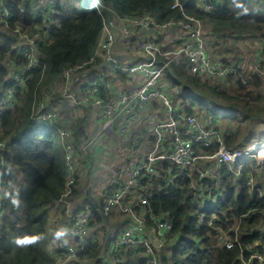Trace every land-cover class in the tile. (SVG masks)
<instances>
[{
    "label": "built area",
    "instance_id": "2783aa9c",
    "mask_svg": "<svg viewBox=\"0 0 264 264\" xmlns=\"http://www.w3.org/2000/svg\"><path fill=\"white\" fill-rule=\"evenodd\" d=\"M10 1L0 0V23L5 26H9L12 18ZM70 1H29L33 17L40 21L32 30H15L18 39L15 49L27 62L20 66L10 64L8 79L0 80V113L19 103V94L27 90L30 71L43 63L40 45L48 43L51 30L59 26V6ZM92 1V8L103 16L105 5ZM217 4V0H202L199 6L210 11ZM177 7L183 9L180 0L173 4V8ZM261 12L264 14V7ZM141 29L149 33L143 37L137 35ZM154 30L159 33L151 32ZM171 30L178 32L176 39L164 41L161 33ZM205 33L202 19L187 14L183 19L165 22L157 21L149 13L128 16L115 13L110 19L103 16L95 56L89 62L96 56L102 61L96 67L98 71L84 84L83 93L78 96L71 90L74 72L85 69L86 64H79L65 70L59 102L54 99V87L45 89L35 100L32 118L58 130L69 172L65 191L56 205L63 221L58 231L66 232L58 239L59 249L53 253L56 264H123L128 254L145 257L146 264H163L161 255L173 239L175 222L169 215H157L149 191L155 185L154 179L162 174L165 162L169 163L166 184H160L159 190L166 194L171 189L186 188L194 207L190 217L198 227H215L214 209L226 197L224 181L228 171L244 178L249 193L264 197V154H260L264 142L247 147L238 143L229 146L225 138L228 131L220 126L222 123L216 116L207 111L187 112L185 101L176 102L170 89L167 70L173 63L182 61L188 63L189 73L202 82L247 84L261 77L264 85V55L260 51L252 65L233 61L232 56H213ZM118 44L121 47L116 49ZM104 76L112 77L109 87L114 81L122 80L111 99L103 94ZM64 100L92 107L100 120L101 128L95 137L83 136L79 147L72 128L62 121L60 109ZM104 135H116L119 148L112 149L114 157L105 166V182L97 190L90 185L82 189V194L94 191L97 204L90 198L80 202L74 193L79 176L84 175L77 159L79 149L90 151ZM7 144L8 141H0V225L4 217L3 201L8 195L18 193L23 178L18 166L9 163L3 155ZM247 158L256 160L254 168ZM94 212L101 213L105 220L93 224L97 221ZM106 219L116 221L107 231L104 226L112 222ZM234 230V238L219 230L221 242L227 248L240 244L238 228ZM107 239L108 248L101 259L82 256L96 245L101 248ZM236 264H264V241L242 247Z\"/></svg>",
    "mask_w": 264,
    "mask_h": 264
},
{
    "label": "trees",
    "instance_id": "16d2710c",
    "mask_svg": "<svg viewBox=\"0 0 264 264\" xmlns=\"http://www.w3.org/2000/svg\"><path fill=\"white\" fill-rule=\"evenodd\" d=\"M29 1L11 0L8 3L12 14L9 26L0 23L1 81L8 79L10 64L20 66L27 62L15 49L18 41L15 30H32L40 21L33 17ZM98 1L105 5L103 16L108 19L115 13L120 16L149 13L159 22L183 18V12L179 8H173L175 0ZM196 1L181 0L186 13L215 26L221 38H233L235 42L231 46L241 48V43L238 42L240 39L245 41L242 43L245 48L258 43L256 50L264 55V14L261 12L264 0L257 1V4H261L259 7L255 6L254 0H223L222 4H217L208 12L198 9ZM76 2L77 5L68 2L59 6V26L51 30L49 42L40 45L43 63L30 71L26 82L27 90L19 94V103L0 113V141H8L3 155L9 163L18 166L23 176L18 193L8 195L3 201L5 212L0 225V264H56L53 253L59 246L51 248L47 239L48 211L57 212L54 206L64 192L69 172L63 149L57 143L60 139L58 130L46 122L33 119L32 107L45 89L56 87L54 85L63 80L66 69L86 64L85 69L74 72V84H78L83 75L91 73L80 83L84 85L102 61L101 58H94V61L89 62L95 56L103 28V16L92 8V0ZM245 9L248 11L245 12ZM226 50L233 52L229 47ZM166 77L173 86L202 89L201 91L205 89L238 106L253 107L255 103L252 101L258 102L263 98L261 77L253 81L255 89H248L240 81L230 82L233 94L226 87L218 85V82H202L199 77L191 75L186 61L173 63L167 70ZM184 98V109L189 113L196 112V106H204L192 93ZM213 113L218 115L217 112ZM238 136V132H227L225 138L228 145L234 146ZM168 166L169 163L165 162L162 174L154 179L155 185L149 194L151 206L157 215H169L175 222L172 237L177 236L178 243L173 248L171 245L165 248L171 264H236L242 247L254 241H264V197L249 193L244 178L238 180L234 174L227 172L224 181L226 197L214 209L217 214L215 227H198L190 217L194 207L190 204L186 188L171 189L166 194L159 190L160 184H166L164 180ZM77 190L75 188V194H78ZM14 199L19 200L18 206L12 203ZM90 201L94 202L91 198ZM94 213L97 221L93 224L105 220L101 213ZM235 227L238 228L240 244L227 248L221 242L219 230L234 238ZM26 236H40L41 239L35 244L17 245L16 240ZM108 243L107 239L101 248L96 245L82 253V256L101 259ZM123 264H146V258L128 254Z\"/></svg>",
    "mask_w": 264,
    "mask_h": 264
},
{
    "label": "crops",
    "instance_id": "0c3cea01",
    "mask_svg": "<svg viewBox=\"0 0 264 264\" xmlns=\"http://www.w3.org/2000/svg\"><path fill=\"white\" fill-rule=\"evenodd\" d=\"M180 2H181V0H180ZM201 2H202V0H197L195 2V5L201 11H205L199 6V4ZM174 3H175V1H174ZM217 3L222 4L223 0H217ZM182 5H183V9H181L179 7H177V8H179L183 12V18H185V14L191 15V14H188L185 12L184 4L182 3ZM205 12H208V11H205ZM191 16H194V15H191ZM202 21L204 22V29L206 32L205 33L206 37L209 39V43H211L210 44L211 52H212L211 54L213 56L215 55V56H219V57H221V56L226 57L227 54L232 53V51H227L226 50L227 48H224L225 46H222L221 41L226 40V38H221V35L219 33H217V31H218L217 28L211 24H207L204 20H202ZM151 32L159 33L158 30H154ZM136 33H137V35L140 34L143 37V36H146L149 33V31L141 29V30L137 31ZM177 33L178 32L176 30H171L169 32L164 31L161 33L160 36L164 41L172 42V40L176 39ZM213 38H214V41H213ZM210 39L212 40V42L210 41ZM228 41H230L231 45L234 44V42H235V40L231 37L228 38ZM238 42L244 43L245 41L243 39H240V40H238ZM120 47L121 46L118 44L116 49H119ZM237 47H235V49H237ZM96 58H100V57L96 56ZM140 58L141 57H139L137 59V61ZM97 71L98 70L96 68L94 72H97ZM90 74L91 73L83 75L80 78V80H79L80 82H78V84H73L71 86V90L76 95L79 96L83 93L84 87H82V86H84V85H80V83L82 81H85ZM111 78L109 79L108 76H104V78L101 79V86L103 89V94H104L106 99H111L112 94H114L116 91V88L122 85V83H121L122 80H116V81H114L115 82L114 85L109 87V84L113 83ZM63 85H64L63 80L59 81L57 84L54 85V86H56V87H54V90H55L54 99L57 102H59L58 101L59 99H62ZM170 89L172 90L173 94L175 95V92H177V87L173 86L171 83ZM55 97H59V98H55ZM180 99L182 101H185V98H178V97L174 96V100L176 102L180 101ZM61 106L62 107L60 110L62 113V121H65L66 123H68L70 125V127L73 129L74 135L76 138L75 143L78 147L81 144L83 136H87L89 138L95 137L96 131L100 127L99 126L100 120L97 119V117L95 115L96 111L92 107L76 104L72 101H66V100L62 101ZM76 135H77V137H76ZM115 138L118 139V137L116 135H113V136L112 135H104L103 137L98 139L96 145H93L90 151H83V150L79 149V152L77 155V159H78V163H79V169L84 171V175L79 176L80 178H79V183H78V187H77L78 188L77 191H79V192H78V194H76L80 202H83L89 198H91L93 201H96V198L93 196L94 191L89 190L85 194H82V189L85 188L87 185H90L89 187L91 189L97 190L99 188V186L101 185V183L103 184V182H105L104 180H105V178H107L106 173H105L106 172L105 166L108 163H111L113 160V157H114V152L112 151L111 147H109V146H111L112 141ZM107 140H110L111 142H108ZM249 160L252 161L251 163H249L250 167L254 168V166L256 165V160L254 158L249 159ZM235 178L240 180L239 177L235 176ZM237 187H238V189H240L238 185H237ZM58 216H59V221H58L57 226L59 227V224H61L63 221L61 220L59 214H58ZM106 220H109V219H106ZM109 221H111L112 224L109 223L108 226H104L105 231L109 230V228L116 223V221H113V220H109ZM49 229H50V226H49ZM50 237L52 239L50 242L51 248L52 247H53V249L57 248L59 246L58 239H56L55 236H53V235H50ZM168 259L170 262L169 256H168ZM170 264H171V262H170Z\"/></svg>",
    "mask_w": 264,
    "mask_h": 264
},
{
    "label": "rangeland",
    "instance_id": "374dc122",
    "mask_svg": "<svg viewBox=\"0 0 264 264\" xmlns=\"http://www.w3.org/2000/svg\"><path fill=\"white\" fill-rule=\"evenodd\" d=\"M254 1H256L255 6L259 5L260 2H258L257 4L258 0H254ZM70 2H71L70 4L72 5H77L76 0H71ZM225 38L226 40L224 41L220 40V41L222 43V46H225L224 48L229 47L233 49L232 53L227 54V56H232L233 61L240 60L246 63L249 62L250 65H252L255 62V60L257 59L256 56L258 55V52H259L256 50L257 45H259L258 43L256 45H252L251 47H247V48H245V44L244 45L241 44L242 45L241 48L235 49L234 46H231L230 41H228L229 36ZM213 41H214V38H213ZM254 79H257V77ZM253 81L255 80L251 79L247 84H244V85H247L248 89L250 88L255 89L256 86L253 83ZM230 82L233 83L234 81H228L224 83L221 82L217 84L221 85L222 87H226L228 91L231 94H233V92L231 91L230 86L232 85L230 84ZM260 87H261L263 98L258 102L252 101L253 103H255L252 105L253 107H245V106H238V104L237 105L230 104L226 102V100L214 96L208 90L203 89V91H201L202 89L198 90V89L191 88V87L178 86L177 92H175V96L178 98H184L189 93L196 95V97H198L203 102L204 106H196L195 111L198 112L199 114L202 111H207L211 113L217 112L218 115L216 117H218V119L221 121L222 123L220 124L221 127L225 128L227 131H234V132L239 133L238 140L235 143V146H238V144H240V145H244V147H247L251 144H256L258 142H264V85H263V82H262V85H260ZM55 98H59V97H55ZM213 114H216V113H213ZM72 132H74L73 129H72ZM107 141L111 142L110 140H107ZM57 143L59 147H62L63 149V145L60 139L57 141ZM118 145H119L118 139L115 138L112 141L111 146L109 147H111V149H114L115 146L119 148ZM249 159H252V158H248L246 160L248 164L252 162ZM19 189H20V186H19ZM57 203L59 204V200L56 201L54 209H57V206H56ZM60 208L61 207H59L58 209ZM48 215H49L50 229L49 227H47V239L51 242L52 239L50 235H53V236L56 235L59 229L57 226L58 221H59V216H58V211L55 213L54 210L52 212L48 211ZM99 234L104 235L102 232H100ZM178 240L179 238H177V236L173 237V239L170 241V244H169L171 245V248L176 246V244L178 243Z\"/></svg>",
    "mask_w": 264,
    "mask_h": 264
},
{
    "label": "clouds",
    "instance_id": "9594fccd",
    "mask_svg": "<svg viewBox=\"0 0 264 264\" xmlns=\"http://www.w3.org/2000/svg\"><path fill=\"white\" fill-rule=\"evenodd\" d=\"M248 11V9H245V12H247ZM12 203L14 204V205H19V200H16V199H14L13 201H12ZM66 235V232L64 231V230H59L57 233H56V237L59 239V238H61V237H63V236H65ZM41 239V237L40 236H31V237H24V238H18L17 240H16V243H17V245H21V246H23V245H27V244H35L37 241H39Z\"/></svg>",
    "mask_w": 264,
    "mask_h": 264
},
{
    "label": "water",
    "instance_id": "95a60500",
    "mask_svg": "<svg viewBox=\"0 0 264 264\" xmlns=\"http://www.w3.org/2000/svg\"><path fill=\"white\" fill-rule=\"evenodd\" d=\"M161 259H162L163 264H170L168 256H167V254L165 252L162 253Z\"/></svg>",
    "mask_w": 264,
    "mask_h": 264
},
{
    "label": "bare ground",
    "instance_id": "6f19581e",
    "mask_svg": "<svg viewBox=\"0 0 264 264\" xmlns=\"http://www.w3.org/2000/svg\"><path fill=\"white\" fill-rule=\"evenodd\" d=\"M260 154H261V155L264 154V150L260 151Z\"/></svg>",
    "mask_w": 264,
    "mask_h": 264
}]
</instances>
